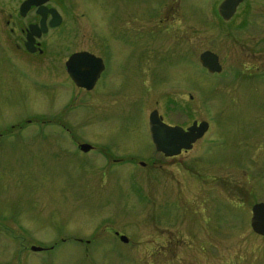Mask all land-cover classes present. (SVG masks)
Listing matches in <instances>:
<instances>
[{"label":"rangeland","instance_id":"1","mask_svg":"<svg viewBox=\"0 0 264 264\" xmlns=\"http://www.w3.org/2000/svg\"><path fill=\"white\" fill-rule=\"evenodd\" d=\"M23 1L0 0V264H264V0L226 21L221 0H49L63 22L35 52ZM80 51L106 65L92 91L66 70ZM154 110L210 129L166 157Z\"/></svg>","mask_w":264,"mask_h":264},{"label":"water","instance_id":"2","mask_svg":"<svg viewBox=\"0 0 264 264\" xmlns=\"http://www.w3.org/2000/svg\"><path fill=\"white\" fill-rule=\"evenodd\" d=\"M243 0H224L219 6L220 15L229 20L234 16L237 7ZM48 0H25L21 7L20 13L26 16L27 12L33 6L39 7L37 13L42 16L40 24H32L29 26L27 34V41L25 43L26 49L29 52L37 50V38L41 37L43 33H47L49 25L47 24L48 13L52 14L50 21L51 27H57L61 24L62 18L56 9H48L45 4ZM200 62L211 73L222 72V65L217 54L211 51H205L200 55ZM67 71L78 87L91 90L94 88L101 73L105 69L103 60L89 52H76L70 56L66 62ZM209 129V123L202 121L198 123L195 121L188 129L180 126H171L163 121V117L159 115L157 110L150 115V131L152 140L158 152L163 153L166 157H173L179 155L182 150H190L193 144L202 138ZM92 148L89 144H82L81 149L85 152ZM251 226L254 232L258 235L264 236V202L256 203L252 207ZM121 239L125 242L128 239L122 236ZM33 251H42L41 247H32Z\"/></svg>","mask_w":264,"mask_h":264},{"label":"flooded vegetation","instance_id":"3","mask_svg":"<svg viewBox=\"0 0 264 264\" xmlns=\"http://www.w3.org/2000/svg\"><path fill=\"white\" fill-rule=\"evenodd\" d=\"M221 2H223V0H221ZM221 2H220V3H221ZM246 2H247V0H244L243 3H241L240 6L238 7V10H239V8H240L244 3H246ZM49 8H51V7H49ZM33 10L35 11L36 15L38 16V24H39V23H40V20H41V17L37 14V8L33 7V8L30 10V12L33 11ZM238 10H237V11H238ZM30 12H29V13H30ZM29 13H28V15H29ZM28 15H27V16H28ZM27 16H26V17H27ZM218 16H219V15H218ZM26 17H25V18H26ZM219 17H220V16H219ZM220 18H221V17H220ZM49 20H50V16H48V21H49ZM32 24H37V23H32ZM29 25H30V24H29ZM28 28H29V27H28ZM28 28L22 30V32H23L24 35H25L24 46H25V43H26L27 34H28V32H29V29H28ZM50 30H51V29H50ZM43 36H45V35H43ZM43 36H42V37H43ZM42 37H41V38H42ZM39 39H40V38L37 39V43H39ZM39 44H40V43H39ZM40 47H41V45H39L38 52H42ZM186 129H187V128H186Z\"/></svg>","mask_w":264,"mask_h":264}]
</instances>
